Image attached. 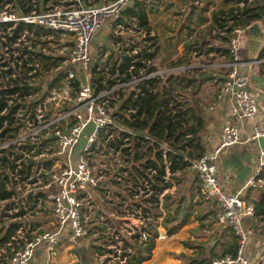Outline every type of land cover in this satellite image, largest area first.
Returning a JSON list of instances; mask_svg holds the SVG:
<instances>
[{"label":"built area","instance_id":"built-area-1","mask_svg":"<svg viewBox=\"0 0 264 264\" xmlns=\"http://www.w3.org/2000/svg\"><path fill=\"white\" fill-rule=\"evenodd\" d=\"M136 2L145 13L159 4L158 0H0V24H12L10 29L40 25L51 32L33 37L24 31L14 40L3 38L5 45L0 47V91L18 88L0 113L5 118L0 124V264H31L42 246L46 264H53L62 245L75 248L82 237L91 238L98 264H128L133 244L149 240L154 231L155 242L166 240L162 223L168 190L158 191L152 185L157 171L146 162L151 160L147 154L161 153V182L167 183L170 148L152 137L148 128L137 130L131 124L143 86L156 79V93L165 75L175 69L160 70L153 57L147 58L156 47L155 35L137 17L125 14ZM190 5L204 6L202 0H191ZM241 30L232 33L226 46L231 60L224 65L228 71L221 93L230 95L232 116L256 122L257 101L248 90L247 76L236 67L235 34ZM102 32L128 36L127 48L96 41ZM224 35L212 31L210 46L220 43L215 36ZM48 38L51 46L46 51ZM125 55L130 65L121 73ZM135 64L142 67L135 70ZM98 77L103 79L98 82ZM254 130L255 137L264 138V126ZM238 142V129L226 124L220 142L192 164L196 191L217 207L216 221L225 228L224 239L236 240L233 257H218L210 264H263L245 256L250 232L243 230L242 219L255 218L254 204L226 194L217 178L218 155ZM259 167H264V149Z\"/></svg>","mask_w":264,"mask_h":264},{"label":"crops","instance_id":"crops-1","mask_svg":"<svg viewBox=\"0 0 264 264\" xmlns=\"http://www.w3.org/2000/svg\"><path fill=\"white\" fill-rule=\"evenodd\" d=\"M190 2L158 0V6L147 11V31L154 33L156 44L150 56L156 60L155 63L162 62L165 69H175L171 76L165 75L164 84L169 77L175 78L174 82L188 80L181 83L178 99L184 109L191 110L202 120L203 127L198 136L205 152H211L220 142L224 125L231 124L238 129L239 142L223 148L218 155L217 178L226 194L239 195L246 203L255 205L264 193V167H259L264 138L255 137L254 130L257 125L264 126V62L256 61L264 60V22L251 24L235 34L238 44L236 67L240 74L247 76L248 90L257 101V117L253 122L232 116L230 95L221 93V84L228 71L224 65L231 59L225 58L226 46L223 43L210 46L213 42L209 35L213 28L212 14L221 9L222 0H205L200 9L191 8ZM123 23L126 21L123 20ZM109 37L110 40H107ZM128 39V36L115 37L105 32L98 37V41L107 45L121 43L125 48ZM92 50L95 53L96 43ZM191 122L194 120L191 119ZM256 180H261L260 184L251 186L250 182ZM167 184L166 195H170V206L175 211L169 227L182 220L183 225L172 234H167L166 240H157L150 258L142 264L210 263L222 257L230 240L224 239L225 228L216 221L217 207L205 202L196 191L198 180L195 169L189 166L169 173ZM242 228L250 232L245 256L249 261H262L264 264L263 217H244ZM46 258L47 253L42 246L31 264H46ZM94 260L91 238L82 237L75 248L62 245L53 264H98Z\"/></svg>","mask_w":264,"mask_h":264},{"label":"trees","instance_id":"trees-1","mask_svg":"<svg viewBox=\"0 0 264 264\" xmlns=\"http://www.w3.org/2000/svg\"><path fill=\"white\" fill-rule=\"evenodd\" d=\"M125 14L137 17L139 24L146 30L149 29L147 15L144 10L139 7L137 2L132 9L126 10ZM212 22V31H221L225 34L223 37H215L227 46L232 38V33L235 30L245 29L256 22H264V0H222L221 9L212 14ZM229 22L230 24H228ZM11 27L12 24H0V47H4L5 45V42L2 41L3 38L8 39L9 41L14 40L22 35L24 31H27L33 37L47 36L51 33L40 25L19 24L13 29H10ZM8 29H10L9 32H7ZM225 51V58L231 59V55L227 48ZM147 58H152V56H148ZM129 65V60H125L124 64L120 67V72L124 73ZM141 67V64H135V70H138ZM102 79L103 77H98L97 81L100 82ZM174 79L175 78L173 77L167 78L166 83L163 84L160 90H157L156 93H153V89L158 84L156 79L149 80L146 83L147 87L143 86V96L139 97L136 102H134V106L138 107L136 117H134L136 119L134 121L135 124H131L137 130L148 128L152 137L165 143L170 148L166 157L167 161L170 162V174L192 166V164L205 153L201 139L198 136L203 127V122L200 118L196 117L194 112L184 109L178 99V90L181 83H186L188 80L179 79V82H174ZM74 86L77 88L79 82L77 81ZM15 90H18V88L16 87L9 91H0V113L7 107L6 102L12 99ZM23 95H27V93L21 94V96ZM4 119V117L0 116V124ZM191 119L194 120L193 123H190ZM150 149L153 148L150 147ZM146 164L148 167L155 168L157 171L154 180H152V185H154L158 191L169 186L167 183L163 184L161 182V177L164 175L163 158L161 153L156 152L154 154V159L151 158V160H147ZM169 198L170 195L165 196L164 208L166 210V218H164L162 223V226L166 229L168 235L172 234L183 225L182 220L178 224L176 223L169 227L168 223L173 221V218L175 217V211L171 209ZM254 206L255 217L262 216L264 219V193ZM151 230L153 229L151 228ZM135 237L137 239L138 236ZM156 237L157 232L154 231L152 233V238L149 240L133 244L131 246L132 253H130L127 263L142 264L147 261L155 247ZM235 247L236 240L231 237L228 249L224 252L223 256L231 255L233 257L235 255ZM191 264L210 263H205V261H195Z\"/></svg>","mask_w":264,"mask_h":264},{"label":"rangeland","instance_id":"rangeland-1","mask_svg":"<svg viewBox=\"0 0 264 264\" xmlns=\"http://www.w3.org/2000/svg\"><path fill=\"white\" fill-rule=\"evenodd\" d=\"M202 2H203V5H204V4H205V0H204V1L202 0ZM240 7H242V6H240ZM215 12H216V11H215ZM9 30H10V29H8L7 32H9ZM98 37H99V36H97L96 41L98 40ZM50 38H51V37H50ZM50 38H48V39H46V40L43 39V40L47 41L46 44H45V46H44V50H46V51H47V48H48L49 46H51V42L49 41ZM210 38H212V34L209 35V39H210ZM214 46H216V45L214 44ZM0 53H1V52H0ZM110 54H112V51H110ZM157 61H159V60H157ZM202 61H203V58L201 59L200 62H202ZM161 63H162V62H161ZM161 63L158 65V68H159L160 70H165V68L162 66ZM170 74H172V73H169V74H167V75H170ZM226 74H227V73H226ZM44 81H45V80H44ZM163 84H164V82H163V80H162V86H163ZM178 91L180 92V88H179ZM39 95H41V94H39ZM163 149H164V148H163ZM147 156L150 157V158H153V159H154V156H151V155H148V154H147ZM156 241H157V240H156ZM94 261L98 262V261L96 260V258H95Z\"/></svg>","mask_w":264,"mask_h":264},{"label":"water","instance_id":"water-1","mask_svg":"<svg viewBox=\"0 0 264 264\" xmlns=\"http://www.w3.org/2000/svg\"><path fill=\"white\" fill-rule=\"evenodd\" d=\"M127 57H128V56L125 55V56L122 57V59L125 60ZM256 61H258V60H256Z\"/></svg>","mask_w":264,"mask_h":264}]
</instances>
